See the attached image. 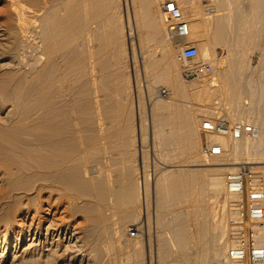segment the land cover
<instances>
[{"label": "rangeland", "instance_id": "1", "mask_svg": "<svg viewBox=\"0 0 264 264\" xmlns=\"http://www.w3.org/2000/svg\"><path fill=\"white\" fill-rule=\"evenodd\" d=\"M24 1L35 2V0ZM112 1L111 7L103 15L97 14L89 2L78 1V17L81 20H76L73 26L76 27L79 23V26H83L86 20L88 25L84 29L81 28L82 32L77 35L78 37L76 36L72 44L57 54L55 61L47 60L45 57H41L44 58L41 61L40 55L34 54V49L26 48L25 50L31 53L32 60L29 59L28 51V53L19 52L21 56L17 51H13L8 55L13 53L14 58L18 59L14 63L11 60L15 68L7 63L6 58L0 62V68H3L0 69V85L2 79L12 75L9 68H14V71L20 68L18 78L20 76L23 78L29 73L26 75L29 83L34 81L42 84L47 81L54 83L61 73L66 74L64 91L57 88L53 97L65 101L69 121L67 122L69 146L66 144L68 146L66 149L68 154H75L68 155L70 161L68 159L67 191L61 192L54 184L50 191L28 196L35 213L31 212L23 225L27 227L31 223V231L27 234L25 228L26 232L23 231L18 242L15 240L18 238L15 232L19 230L18 225L23 216L15 215L16 223L11 233L7 234L5 238L7 241L4 243L3 233L6 234L7 218L4 213L5 205L0 204V264H168L173 260L180 261V257H184L179 247L181 240L185 243L184 252L188 253L191 262L200 258V264H224L226 250L230 248V246L227 247L228 249L225 248L224 253L222 250L224 243L229 241L232 245L233 241H237L243 235L240 229L230 225L234 215L231 206L236 200L234 201L223 189L219 192V197L214 194L213 196L216 197H213L208 185L209 172L198 165L228 163L235 155L240 165L247 161L261 163L247 167H250L249 177L256 179L254 185H250L251 196L260 209L263 206L261 210L264 211V0H184L187 5L194 4L199 11L204 12V18L208 16L210 18L213 10L221 9V16L214 18L215 20L213 17L208 19L210 22L213 20L214 23L216 21L221 23V20L225 19L223 22L225 36L221 44L213 42V26L206 28L204 34L202 33L197 40L187 38L166 42L163 35L166 21L161 22L162 25L157 21L156 10L149 7V0H136L137 23L142 31L140 38L134 33L126 40L125 22L122 18H125V8L130 9H127V15L129 13L130 17L132 6L128 0ZM181 1L183 0H179L180 3ZM11 3L12 0H0V30L12 26L15 22ZM51 4L55 5V1L52 0ZM56 10L61 16L66 12L64 7ZM25 12L26 19H31L32 14L27 10ZM10 18L13 20L10 21ZM163 18L165 19V16ZM185 19L189 22V18ZM191 24L189 22V26ZM138 41H141V45ZM184 45L197 48L199 55L195 60L179 59L178 54ZM201 48L209 53L221 51V58L217 60L216 52H213L214 54L208 57L211 59L207 60L203 55L201 56ZM17 54L21 58L26 57L20 59L15 56ZM34 55L38 56L37 59L41 63L33 59ZM19 60L25 61L20 63ZM49 61L52 63L47 65ZM44 62L47 64L44 65ZM144 62L153 67L150 66L148 69L149 65ZM204 65L209 66L211 74L218 71L217 75H220V79L223 80L226 76L223 82L227 86L230 84V87H227L219 79L217 87L209 86L207 99L198 96L197 86L187 83L198 75V80L208 81L212 78L213 75L204 72ZM176 68H180V71ZM41 71L45 73L41 75ZM183 71L191 74L185 76ZM26 77L17 78L18 80L13 83L20 84L22 80L26 81ZM172 81L177 82L176 85ZM143 85L149 90L146 94L143 92ZM252 86L262 89L263 94H259L260 89L255 91L258 88L253 90ZM244 88L247 89L245 93ZM160 89L169 94L171 102H166L164 97L156 95ZM135 91L143 106L139 115V126L143 136L141 144L143 151L140 154L142 167L138 162ZM157 99H163L160 103H163L169 111L164 113L156 111L157 114L151 116L154 130L153 151H150L148 140L150 119L146 106L157 103ZM121 113H124L122 117ZM213 116H223L230 123L252 124L259 130L260 136L255 140L246 136L228 137L226 139L228 142L225 140L228 146L223 153L224 156L206 158L201 154V146L207 140V135L199 133V126L202 118ZM76 127L80 130L78 134L73 129ZM233 146L234 148L237 146V150H234ZM245 147L247 149L244 152ZM188 173H194L195 179L197 178V184H191L193 189L187 188L188 185L186 187L185 184L181 196L156 200L158 203L154 201L151 181L158 180L159 185L163 181L174 182L181 175ZM227 173L229 172H220L221 178L223 179ZM142 175L143 182L148 184L143 209L140 199L136 198L137 194L139 195L136 192ZM125 186L127 190L131 189V193L134 191L135 195H132L136 196V199L133 197V201L130 200V203L123 204L124 206L107 200L105 192ZM16 199L19 204L26 203L24 199L18 197ZM221 200L226 201L224 215L221 209L217 208L218 211H215L217 210L214 209L215 203H212ZM259 203L261 206L258 205ZM47 226L50 235L46 236ZM130 227L137 229L136 238L129 236L127 230ZM252 235L254 241L251 242L264 245V228L253 232ZM214 246L219 248V253L223 251L222 260L211 259V254L215 251ZM201 248H205L204 254ZM211 250L214 251L211 253ZM167 261L168 263H165Z\"/></svg>", "mask_w": 264, "mask_h": 264}, {"label": "bare ground", "instance_id": "2", "mask_svg": "<svg viewBox=\"0 0 264 264\" xmlns=\"http://www.w3.org/2000/svg\"><path fill=\"white\" fill-rule=\"evenodd\" d=\"M51 1L52 0H35L34 3H31V2L27 3L24 0H12L11 7L14 9L12 11H13L14 19H15L14 20L15 24L11 23L12 26H9L7 28L4 27L5 29L0 30V51H1L0 52V62L5 60V58H6V59H8V62H7L8 64L14 63V61L16 59L12 55L13 53L11 54L13 56L12 57L13 59L11 58V55H8V53L13 52V51L14 52L17 51L18 53L24 52V51L27 52L28 50H25L26 48L27 49L28 48L34 49L35 50V52L33 51L34 54H37V55L39 54L40 55L39 60H41V61L44 59V58L42 59L41 57H45V59L53 61L54 59H56L57 54L59 52L64 51L68 45L72 44L71 42H73L75 40V38L78 37L77 35L82 32V29L86 28V26L88 25L87 24L88 22H86L87 20L86 21L83 20V21H85V22H83V26L82 25L79 26V24H80L79 22H77V23H79V24H77L78 27L76 26L77 28L74 27L75 25L73 26V24H74V22H76V20H81L78 17V12H79L78 1L79 0H54L55 5L51 4ZM82 1H84L85 3L89 2L92 5V7L96 10V13L99 15H101V14L103 15L107 11V9L111 7V4L113 2L112 0H82ZM128 1L130 2L129 3L130 6H132L131 11H130V17H129V13L127 15V12H128L127 9H129V8H125V11H126L125 12V18H122V19H124V22H125L124 23V32H125L124 36H125L126 40H128L130 38V36L134 33L138 35V38H140L139 36L141 34V31H142V29L139 28L140 26H138L139 24L137 23V18H138L137 17V10H136V2L137 1L136 0H128ZM163 1L164 0H162L161 2H163ZM171 1H173L177 5L182 16L184 18H189V22L192 23L189 26V22L187 21L188 22V29H189V35L187 38L197 40L201 37V34L204 32V30L206 28H210L211 26H213L214 27V29H213L214 34L212 35L213 42L221 44L224 41L225 27L223 25V22L225 19H222L221 23H219V21H216L214 23V21H213V20H215L214 18L221 16L220 15L221 9L217 8L218 10L217 9L213 10V12H212L213 14L210 15V18L213 17V20H212L213 23H212V22L208 21V19H210L209 16H208V18H204L203 16L205 13L202 11H199L197 6H195L194 4L187 5L184 2V0L181 1V3L179 2V0H171ZM116 2H117V0H116ZM159 2H160V0H149V7H151L152 9L155 8L154 10H156L157 21H159L161 23V22H164L166 20L163 18L164 15H163L161 8H160L162 3L160 2V6H159ZM124 6H125V4H124ZM59 7H64L66 9V12L62 16L59 15L58 11L56 10ZM157 9L159 11H157ZM26 10L32 14L31 19H26L27 18L26 14H25ZM222 15H223V13H222ZM237 17H239V16H237ZM11 20H13V19L10 18V21ZM161 25H162V23H161ZM122 36H123V34H122ZM130 41H131V39H130ZM165 41L170 42L171 40H169V41L165 40ZM165 41H164V43H165ZM138 42L140 43L139 45H141V41H138ZM124 43H126V42H124ZM129 44H131V43L129 42ZM164 47H166V46H164ZM36 52H38V53H36ZM201 52H202V54L200 53L201 56L203 55L205 57V59L207 58V60L208 59L210 60L211 58H208V57L213 55L215 52H216L215 55H217L216 56L217 60H219V58H221V55H220L221 51L217 52V50H216V51H213L214 53L213 52L209 53V52L205 51L204 49L202 50V48H201ZM19 54L15 55V56L22 59L23 57L22 58L19 57L18 56ZM22 54H24V53H22ZM166 54L168 55L171 53H166ZM60 55H61V53H60ZM60 55H58V56H60ZM176 55H177V53H176ZM20 56H21V54H20ZM25 57L23 59H25ZM35 57L33 59H37L38 56H35ZM29 59H31V53H30ZM39 60L37 59V63L39 62ZM24 61H20V63H22ZM50 61L47 62L48 64L44 62V65H46V64L49 65V63H52ZM131 61H132V59H131ZM16 63H19V62H16ZM37 63L35 61L36 65H37ZM39 63H41V62H39ZM146 63H148V61ZM152 63L153 62H151V64ZM220 63H221V61H220ZM145 64H144V70L146 69L145 66L149 65V64H146V65ZM5 65H7V64H5ZM25 65H26V63H25ZM40 65H42V64H40ZM44 65H42V67ZM12 66H13V64H12ZM57 66H56V68H57ZM150 66H151V68L153 67L152 65H149V67H147V68L149 69ZM14 68H9L11 70L10 73L12 72V75L10 74V76H8L7 74L9 73V71H7L8 72V73L6 72L7 76L5 75L7 78L5 77L4 80L2 79L1 80L2 83L0 85V204L5 205L4 213H5V217L7 218V221H6L7 227L5 226L6 227V234L3 233L4 234L3 235V237H4L3 242L4 243L7 241L5 239L7 237V234L11 233L10 231H11V229H13V226L16 223V221L14 220L15 219L14 217L16 214L23 216L22 219L20 220L21 222L18 225L19 230L17 232H15V233H17V237H18L15 239L16 242L21 240L20 238H21V235L23 234V231H25V228L27 230V234L31 231L30 230L31 229V223L27 227L23 226L26 223L25 219L29 217L31 212L35 213L34 209L31 208L32 207L30 205L31 202L29 203V201H28V196H30L31 194L34 195L37 192H38L37 194H39V192H41V193L46 192V190L50 191L54 184H55V186L57 185V188L60 189L61 192L65 191V190L67 191V184H68L67 179H68V174H69V172H68V170H69L68 169L69 168L68 167L69 156L68 155L72 154V153L68 154L67 149H66L69 146V143L67 142L68 141L67 135H69V134H67V133H69V131L67 132V129H68L67 125H69V124H67V122H69V121L67 120V114L68 113L66 112V106H65L66 104H65V101L62 102V100H59L57 97L56 98L53 97V94L55 93V90H57V88H58V90H59V88H61L62 90L65 89L64 87L66 85L64 84V81H65L66 74L65 73H61L60 75L58 74L59 77H57L58 78L57 81L55 80L56 83H55V81H54V83L47 81V83L43 82L44 84H42V82L39 83L38 81L37 82L34 81L35 83L32 81H31L32 83L27 82L28 77H26V75L29 74V73H27L24 76V77H26L25 78L26 81L22 80L23 82L18 84L15 82L13 83V81H16V80L22 78L21 76L19 78L17 77V74L20 71V68H18L19 71L17 68H16L17 71H14ZM176 69L177 70L179 69L178 71H180V68H176ZM219 69L221 70L222 68H219ZM183 72H185V74H184L185 76H189L191 74L188 71H183ZM217 72L218 71L214 72V74L210 73L213 76H211L212 78L209 79L208 81H205L203 79L198 80V78H199V75H198V76H195V78L188 80L187 83H189L190 85L193 84L194 86H197L196 92H197L198 96H202L203 98L207 99L209 97V95H207L208 94L207 91H209V89H208L209 86L217 87L216 84L219 83L220 80H222V78L221 79L219 78L220 75H217V74H219ZM222 72H224V71H222ZM40 73H42L41 75H43L45 72L43 73V71H41ZM19 75L20 74H18V76ZM224 79H226V76L223 77V80L221 82L225 81ZM132 81H133V79H132ZM172 82L175 83V85L177 83L174 81H172ZM132 83L134 84L135 82H132ZM173 83H172V85H173ZM229 83H230V80H229ZM223 84H224V82H223ZM175 85H173V87ZM225 86H227V85H225ZM210 88H212V87H210ZM254 88L255 89L258 88V89L255 90ZM250 89L252 90L251 86H250ZM259 89H260L259 87H255V86L253 87V90H255V91H259ZM261 90L262 89H260L259 94H263V93H261ZM146 91L149 92V90H147L146 87L143 85V92L145 94H146ZM246 91H247V89L244 90V93ZM179 92H180V89H179ZM250 93H251V91H250ZM256 94H258V93H256ZM61 95H63V94H61ZM192 95H193V93H192ZM253 95H254V93H253ZM157 96H159V95H157ZM257 96H261V95H257ZM159 97H161V96H159ZM163 99L166 100V102H171V98H169V94L167 96H165ZM163 99H157V103H155V104L153 103L152 106H150V105L146 106L147 110H148V118L150 119V122L148 123L150 134H152V132L154 130V129H152L151 116L156 115L157 114L156 111H159V112L162 111L164 113V111L168 110L167 107H165L163 105V103L162 104L160 103ZM258 99H260V98H258ZM134 101L137 102V103H135V107L137 109L135 117H136V124H137V128H136L137 131L136 132H137V134H139V133H141V129L139 126V115H141V113H142L143 106L141 105L139 99L136 96V91L134 93ZM122 114H124V113H121L120 116ZM126 115L128 116L129 114L127 113ZM127 116L125 118H127ZM127 124H129V123H127ZM73 129H75L76 133L80 131L77 127L73 128ZM75 132H73V135ZM142 137H141V140H142ZM228 137H230V136L207 135V140L211 141L212 143L218 144L222 148L223 153H224V151L227 149V146H228L227 145L228 143H226V141H227L226 139ZM137 139H140V138H137ZM196 144H198V143H196ZM240 145L242 146V144H240ZM234 146L232 148L234 150H237L236 149L237 146L235 148H234ZM240 148H238V149H240ZM151 149L153 151V148H151ZM246 149L247 148L245 147L244 152L246 151ZM89 150H90V148H89ZM140 152H139V148H138L139 159H140ZM75 153H76V150H75ZM223 153L219 156H213V157H219L220 158V157H222ZM240 153H241V151H240ZM233 154L234 153H232V155ZM209 158H212V157H209ZM231 158H232V156H231ZM240 158H241V156H240ZM254 160H255V158H254ZM69 161H70V159H69ZM256 164H261V163L256 162V161L255 162L254 161H251V162L247 161L245 164H241V165H249L250 166V165H256ZM198 166L202 167L203 170H207L209 172V173H207V175L208 174L210 175V176L208 175L210 177V178L208 177L209 178V182H208L209 184L208 185L210 187V191L212 193V196H213V194L217 196L218 194H220L219 192H221L222 189L224 190L223 182H221V180H223V179L220 176V172L221 173H222V171L231 172L229 170H237V166H240V163L238 162L237 156L235 155L232 159H230V161L228 163H218V164L208 163V164H201ZM247 168H248V170H250L249 169L250 167H247ZM260 168L262 169V167H260ZM263 175H264V173H263ZM178 176H180V175H178ZM205 176H203V177H205ZM196 177H198V176L196 175ZM254 178L255 177H252V178L249 177V179H248L249 191H250V185L252 186L256 182L255 181L256 179H254ZM143 179H144L143 175H142V177L140 176V181L138 182L139 185L137 186L138 191H137V187H136L137 192L135 191L136 193H139V195L137 194V197L136 196L135 197L137 198V200H138V198L140 199L142 209H143V206L145 203L146 189H147V185H148L147 182H143ZM196 179H195L194 173L193 174L188 173V174L181 175L177 181H176V179H175V181L173 180L174 182L163 181L159 185V183H157L158 180H156L157 182L151 181V189H152V195L154 196V201L157 202L160 200H166V199H169L170 196H181V194H183L185 184H186V187L188 185L187 188L191 189L192 185L196 183ZM190 185H191V187H190ZM77 187H79V186H77ZM121 187H123V186H121ZM127 187H129V186H127ZM127 189L125 186V188H121V189L119 188V189H114V190H110V191L108 190L107 192H105V194L106 193L107 194L106 195L104 194V195L106 197H108L107 200H110V203H113L116 205L121 204L120 206H122L123 204L126 205L127 203H130V200H132V198L134 197L132 195V194H134V191H133V193H131L130 192L131 189H130V191ZM190 189H189V191H190ZM60 190H59V192H60ZM200 192H202V191H200ZM202 194H203V192H202ZM254 195L255 194L253 193V196ZM103 196H102V198L104 199L105 196L104 197ZM216 196H213V197H216ZM16 197H18L21 200L24 199L26 203L25 204H23V203L19 204L17 202L18 199H16ZM187 197H188V195H187ZM218 197H219V195H218ZM231 197L233 199L236 198L233 196H231ZM254 197H255V199H257L256 195ZM158 198H160V199H158ZM173 200H175V198H173ZM219 200H220V198H219ZM197 201H199V200H197ZM108 202L109 201H107V203ZM225 202L226 201H222V200L221 201H215V202L212 201V203H215L214 209H217V208L219 210L221 209V212L223 213V215L225 214V211H226ZM137 203L139 204V202H137ZM258 205H260V203ZM140 208H141V206H140ZM262 208H263V206H261V209ZM218 209L215 211H218ZM36 215H38V214L36 213ZM212 216H215V215H212ZM217 217H216V219H217ZM220 217H222V215H220ZM32 219H33V216H32ZM213 220H215V219H213ZM215 221L217 222V220H215ZM217 224H219V222ZM217 224L214 223V225H217ZM263 228H264V226H262L260 229H263ZM45 232H46V236L50 235L49 226L46 227ZM223 235H225V233ZM260 237H262V236H260ZM214 240H215V238H214ZM221 240H222V238H221ZM226 240L228 241V239H226ZM260 240H262V238ZM252 241H254V240H252ZM238 242H239V239H237V241H233L232 245H230L229 241H228V243H224V241H223V243L225 245H224V249H222V250L224 251L225 248H227L229 246L233 247L236 244H238ZM180 243H181V245L179 246L180 251L184 255V257H180L181 258L180 261H177V260L174 261L173 260L171 263H168V261L165 263H168V264H200L201 263L200 258L199 259L196 258L197 260H194V262L190 261V256L188 255V253L184 252V250L186 249V248H184V246H185L184 241L181 240ZM207 246H209V245H207ZM201 250H203V254H204L205 248L204 249L201 248ZM218 250H219V248H217V247H215V251H217L216 253H214L215 252L214 250H211V253L214 251L213 252L214 255H213V253L211 254V257H212L211 259H213V261H215L214 259H221V260L223 259L222 256L224 255L225 251H224V253H222L223 251L221 252L223 254L222 255L221 253H219ZM206 255L208 256V252ZM207 256H205V257H207ZM219 264H222V263H219Z\"/></svg>", "mask_w": 264, "mask_h": 264}, {"label": "built area", "instance_id": "3", "mask_svg": "<svg viewBox=\"0 0 264 264\" xmlns=\"http://www.w3.org/2000/svg\"><path fill=\"white\" fill-rule=\"evenodd\" d=\"M161 11L165 16L166 27L164 28V39L169 41L185 40L189 35L188 22L182 16L177 5L171 0H164L161 4ZM198 50L194 46L184 45L179 54V59L192 61L198 57ZM205 73H210L208 65H204ZM159 96H167L165 90L157 92ZM199 133L202 135L220 136H246L252 140L258 139L260 132L252 124L241 122H228L223 116L202 118L199 126ZM223 153L222 148L211 141L205 140L201 146V154L204 157L219 156ZM249 170L247 165L238 166L237 170L224 175V191L229 196L236 197L232 205L233 218L231 227L238 228L243 232L238 244L230 247L224 256V264H264V247L251 242L253 232L262 226L264 212L257 206L251 191L249 192ZM241 226V227H239ZM131 238H136L137 229L130 227L127 230Z\"/></svg>", "mask_w": 264, "mask_h": 264}, {"label": "crops", "instance_id": "4", "mask_svg": "<svg viewBox=\"0 0 264 264\" xmlns=\"http://www.w3.org/2000/svg\"><path fill=\"white\" fill-rule=\"evenodd\" d=\"M141 133H139V134H137V138H140V139H137V146H138V148H139V152L141 151H143L142 149H140L141 148V144H142V140H141V137H142V135H140ZM152 136V134L150 135V134H148V140H149V148H150V151L152 150L151 148H153V136ZM142 139H143V137H142ZM141 152H140V154H141ZM141 157H140V159H139V165L141 164V166L140 167H142V162H141Z\"/></svg>", "mask_w": 264, "mask_h": 264}]
</instances>
